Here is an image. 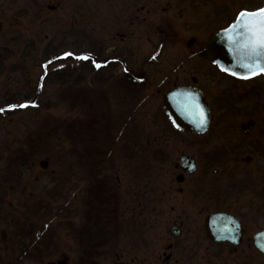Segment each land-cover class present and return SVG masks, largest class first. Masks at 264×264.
<instances>
[{"label":"rangeland","instance_id":"obj_1","mask_svg":"<svg viewBox=\"0 0 264 264\" xmlns=\"http://www.w3.org/2000/svg\"><path fill=\"white\" fill-rule=\"evenodd\" d=\"M263 6L0 0V264L66 257L70 264H164L168 246L179 243L170 229L183 211L195 221L185 230L201 236L207 213L242 218L239 252L211 245L214 264H264L252 242L264 230V152L260 163L247 140L229 162L223 137L177 131L164 109L165 93L194 85V77L210 95L222 91L226 77L193 52L242 10ZM263 101L261 94L242 103L245 115L233 108L226 114L227 103L218 101L214 123L222 132L226 123L241 125L259 113L264 125ZM185 154L197 158L199 170L179 184L176 166ZM179 188H213L223 202L204 213L200 195L182 202L189 196Z\"/></svg>","mask_w":264,"mask_h":264},{"label":"flooded vegetation","instance_id":"obj_2","mask_svg":"<svg viewBox=\"0 0 264 264\" xmlns=\"http://www.w3.org/2000/svg\"><path fill=\"white\" fill-rule=\"evenodd\" d=\"M208 42V41H207ZM197 44L196 39H192L189 42V46L191 48L195 47ZM207 49V43L205 47L199 49L198 51H194L193 53L199 55L202 57L205 61L210 62L211 65H213L215 68H217L223 76L226 77L224 88L222 91L216 92V95L212 96L209 94V90L207 91L205 88L201 87L199 85V79L197 77L193 78V84L194 85H176L177 86H194L198 89H200L206 96L208 103L211 106L212 109V115L213 120L210 125L209 130L205 134H194L191 132H186L189 134H192L196 137H204L210 134H213L216 137V133H218L217 137L219 138L223 137V155H227V159L229 162H235L238 158L239 151L242 149V146L245 145L247 140L253 141V143L256 145L257 149V155L259 157V160L263 158V152H264V125L260 124L262 117L259 115V113H256L253 118H250L243 123V124H233L232 122L226 123L225 127L222 129V132L219 131L222 125H215V110L217 108L216 103L218 101L222 102V106L226 105L229 107L225 110L227 114V110L230 111V108L235 114H246V111H244L242 103L248 100H253L255 96L259 97L261 94H264V85H262L260 82L264 80V75L250 78V79H241L238 78L232 74H229L225 72L218 64L212 62L208 56L206 55L205 51ZM173 87V88H174ZM264 103V101H263ZM261 103V104H263ZM260 104V105H261ZM258 105V106H260ZM228 111V112H229ZM258 114V116H257ZM257 116V117H255ZM233 121V120H232ZM217 128V130H216ZM175 130L180 131L175 128ZM184 132V131H180ZM220 132V135H219ZM190 155V154H185ZM197 164V171L190 175L185 173V171L181 168L180 162L176 166L177 169L181 172L177 176V181L179 184H184L187 181L188 176H194L198 170H199V162L197 158L194 155H191ZM225 157V156H224ZM236 157V158H235ZM235 158V159H234ZM264 159V158H263ZM180 161V160H179ZM247 162L251 163L253 162V158L250 156L247 157ZM261 163V160L259 161ZM256 162V163H259ZM232 168V167H231ZM259 173L261 174L262 171L260 167L258 168ZM216 175H220L221 173L216 170ZM263 174V173H262ZM178 192L181 195L186 194L189 196L188 198H180V201L182 202H194L196 195H200L199 198L202 200L205 205L202 207V212H207L210 210L211 207H215L217 204H221L223 202V198L221 197L219 191H216L215 189H204V188H191V189H185V188H179ZM217 213H227L223 211H216L207 213L205 216V236L197 235L194 232H192L191 229H187V226L191 224V222H195L192 220V214L188 211H183L178 215V220L176 221L175 225H173L170 229V234L174 239H176L179 243L178 244H170L168 246V254H164L165 257L164 264H214V253L211 251V245H226L227 250L231 254H237L240 250V247L244 243L246 229L243 224V220L240 216L236 214H230L232 216H235L240 219L242 228H243V236L242 241L239 246H235L234 244L230 242H216L209 238L206 231V221L207 218L212 214ZM173 229V230H172ZM174 233H177V236L174 235ZM205 239V240H204ZM253 239V237H252ZM207 241L208 244L206 248H204L201 244L202 242ZM181 241V242H180ZM253 242V240H252ZM63 260L66 261V264H70L69 258L66 257ZM48 264H59V261L57 263H48Z\"/></svg>","mask_w":264,"mask_h":264},{"label":"water","instance_id":"obj_3","mask_svg":"<svg viewBox=\"0 0 264 264\" xmlns=\"http://www.w3.org/2000/svg\"><path fill=\"white\" fill-rule=\"evenodd\" d=\"M225 29L215 33L208 40L205 51L208 58L225 72L229 74L235 72L234 76L241 79L264 75V73L251 75L246 67L241 66L248 61L244 60L229 42ZM3 31L4 25L0 22V37ZM261 60H264V57ZM164 109L173 126L184 132L205 134L213 120L212 109L205 94L194 86H177L166 92ZM201 117L204 118L203 125L200 124ZM179 162L185 173L192 175L197 171L196 161L191 155H183ZM41 165L47 168L48 162L42 161ZM206 231L209 238L216 242H230L239 246L242 241L243 228L240 219L227 213L210 215L206 221ZM174 235L177 236V233ZM252 240L256 249L264 255V230L256 233ZM59 264H66V261H59Z\"/></svg>","mask_w":264,"mask_h":264},{"label":"snow or ice","instance_id":"obj_4","mask_svg":"<svg viewBox=\"0 0 264 264\" xmlns=\"http://www.w3.org/2000/svg\"><path fill=\"white\" fill-rule=\"evenodd\" d=\"M225 32L228 34L229 42L234 46L240 56L248 61L242 63L251 75L264 73V8L256 11L242 10L235 22ZM74 55L69 52L66 57ZM79 59H89L88 56L78 57ZM47 67V65H45ZM100 67V65H97ZM227 71V69H226ZM232 75H236L235 72ZM27 108L28 104H13L12 109ZM3 111V109H0ZM204 118L201 117L200 124L203 125Z\"/></svg>","mask_w":264,"mask_h":264}]
</instances>
